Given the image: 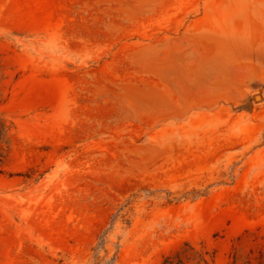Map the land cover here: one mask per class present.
<instances>
[{
    "label": "rangeland",
    "instance_id": "374dc122",
    "mask_svg": "<svg viewBox=\"0 0 264 264\" xmlns=\"http://www.w3.org/2000/svg\"><path fill=\"white\" fill-rule=\"evenodd\" d=\"M0 264H264V0H0Z\"/></svg>",
    "mask_w": 264,
    "mask_h": 264
},
{
    "label": "bare ground",
    "instance_id": "6f19581e",
    "mask_svg": "<svg viewBox=\"0 0 264 264\" xmlns=\"http://www.w3.org/2000/svg\"><path fill=\"white\" fill-rule=\"evenodd\" d=\"M258 97V96H257Z\"/></svg>",
    "mask_w": 264,
    "mask_h": 264
},
{
    "label": "water",
    "instance_id": "95a60500",
    "mask_svg": "<svg viewBox=\"0 0 264 264\" xmlns=\"http://www.w3.org/2000/svg\"><path fill=\"white\" fill-rule=\"evenodd\" d=\"M258 96V95H257Z\"/></svg>",
    "mask_w": 264,
    "mask_h": 264
}]
</instances>
